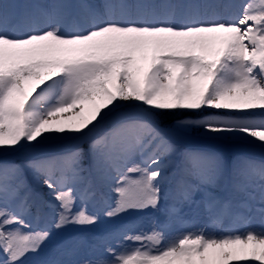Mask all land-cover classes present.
I'll return each mask as SVG.
<instances>
[{
  "label": "snow or ice",
  "instance_id": "1",
  "mask_svg": "<svg viewBox=\"0 0 264 264\" xmlns=\"http://www.w3.org/2000/svg\"><path fill=\"white\" fill-rule=\"evenodd\" d=\"M219 7L195 0H107L103 11L89 0L0 3V264H25L67 229L54 242L57 257L44 264H264V224L250 227L245 215L258 204L264 217V156L184 144L197 136L264 149V0H245L232 18L208 15ZM121 102L145 114L119 117L91 138ZM205 109L215 111L202 115ZM163 113L177 115L161 127ZM72 137H90L87 169L80 148L8 159ZM29 175L48 189V213L33 201ZM96 201L99 212L88 207ZM185 205H203L221 231L189 224L167 236ZM147 211L166 220L89 235L102 217ZM225 218L245 230L224 226Z\"/></svg>",
  "mask_w": 264,
  "mask_h": 264
},
{
  "label": "bare ground",
  "instance_id": "2",
  "mask_svg": "<svg viewBox=\"0 0 264 264\" xmlns=\"http://www.w3.org/2000/svg\"><path fill=\"white\" fill-rule=\"evenodd\" d=\"M25 2H27V3H34L35 2V3L44 4V5H50V4L56 3V2H68V3L76 4L79 2V0H0V3H4V4L25 3ZM89 2L97 5L100 8V10L103 11L102 6L104 3L107 2V0H89ZM129 2H136V0H129ZM195 2H201V3L212 2L215 4L221 5L222 7H219L217 9L208 10V15L211 16L213 14H218L219 16H221L223 18H232V17L238 16L240 14L241 9H242V5L245 3V0H195ZM249 2H254V3L259 5V0H249ZM74 21H75V13L73 11L71 14H69L68 16L65 17V24L67 27L70 28L73 25ZM134 105H138V104H130V103L121 102V104L118 106L116 111L112 115H109L106 119H108V118L117 119L119 117H125V116H141L134 111L135 110L133 108ZM129 107H131V108H129ZM214 111L215 110L205 109L201 114L209 115V114L213 113ZM119 112H120V114H119ZM172 114H173V118L175 119L177 114H175V113H172ZM219 114L224 115V113H219ZM233 115H235V113H233ZM93 132L90 134V137L92 136ZM90 137H85L82 141V145H80V146L75 140L80 139L82 137L50 139V140L43 142L38 147L22 149L20 152L9 156L8 159H10V160H23V159L37 158V157H43V156H57V155L64 154L66 152L73 151L76 148H80L83 150V155L85 157H87V160H88L86 162L87 165L84 166L87 169L88 163H89L88 146L90 143ZM202 140L210 141V140L204 139V138H202ZM215 141H222V140H215ZM227 144H228V146H233L234 148H236L239 152V155H248V156H251L255 159H260V158H262V156H264V149H261L258 145L253 146V145H249V144L244 143V142H238V143L227 142ZM65 145H67V146L71 145L73 147H69V149H65L64 148ZM195 145L196 146H188V145H186V146L191 147V148L204 149V150L223 151L226 153L224 148L216 149V148H208V147L203 146V145H197V144H195ZM50 148L51 149L56 148V150L50 151V152L41 151V149H50ZM171 171H172V169L170 168L169 172H171ZM84 175L88 176L89 173L86 171L84 173ZM29 188L31 190L32 199L35 202V204L41 208L42 213H48L49 209L45 206L47 201L49 200V196L47 194L48 189L46 187H38L32 181L30 175H29ZM196 199L199 200L200 196L197 195ZM80 204L81 203H78V206H80ZM88 207H89V210L100 211L101 208L103 207V204L100 203L99 201H96L93 203H89ZM257 207H259V205L254 204L252 209L245 213V215L247 217H250V223L248 226L254 227V228H259L262 224H264V217H261V215L255 210ZM184 208H187V209L190 208L191 212H195L198 215H196V217H194L195 218L194 219L193 218L194 215H189L190 213L188 214L187 212H185V216L186 217L188 216L186 218L187 222L186 221L182 222V220H181L182 217H180L178 219H173L171 222L168 223V228L166 231L167 236L172 237V236H175L177 233L190 230L189 223L192 226L193 225L199 226V228L206 227V229L209 233H219L221 231L220 226L211 225L209 223L208 214L204 211L203 205H200L199 207H197L196 205H191V206L185 205ZM32 212H33V214H35V212H36L35 207L32 209ZM159 215L161 217V221L164 222L166 220V217L160 212H159ZM34 223H35V221H34ZM195 223H196V225H195ZM150 224H151V220L146 218L144 221H142L141 227L149 228ZM223 224H224V226L236 224L239 227L240 231L245 230L244 227L241 226L242 222L234 221L232 218H225L223 221ZM184 225H186V226H184ZM131 226L134 227L133 230H137L136 228H138L136 222H134L133 225L131 224ZM112 240H116V242H118V237H114ZM116 244L117 243H115V245ZM57 255L58 254L55 253V255H53V257H51V259L57 257ZM61 258L69 259V257H61ZM25 264H39V263L34 259H29L25 262Z\"/></svg>",
  "mask_w": 264,
  "mask_h": 264
},
{
  "label": "rangeland",
  "instance_id": "3",
  "mask_svg": "<svg viewBox=\"0 0 264 264\" xmlns=\"http://www.w3.org/2000/svg\"><path fill=\"white\" fill-rule=\"evenodd\" d=\"M129 108H131V107H129ZM133 108L135 110H140V112L142 111L141 106L139 104L134 105ZM119 114H120V112H119ZM202 115H204V114H202ZM173 119L174 118H173L172 113H164V114H161V116L159 117V122L163 125V127H165ZM114 120H115L114 118L105 119L101 124H99L97 126L96 130L93 132L91 137L92 138H98L101 135H103L104 132L108 129V127H110V125L113 123ZM84 138L85 137H82L81 139L83 140ZM80 141L81 140H78V142H80ZM184 144L185 145H194V146H196L195 144H197V145H203L206 147L213 146L215 148H220V149L224 148L226 151V154L229 155L230 157H235L236 155H239V152L236 148H234L233 146H228L227 141L225 142L223 140L222 141H215V140L205 141V140H202V138H200V137L193 136V137L185 140ZM83 158H85V160L83 159V162L88 161L87 157L84 156ZM85 162H84V164H85L84 166L87 165V163H85ZM78 203H81V202L79 200H77L76 201L77 206H78ZM97 212H99V211H97ZM185 212H187L188 214L190 213L189 215H194L193 218L196 217V215H198L195 212H191L190 208L189 209L183 208V211L181 214L182 222L186 221V218L188 217V216L187 217L185 216ZM146 218L150 219L151 222L154 218L155 219L160 218V221H161V217L159 215V212H153V211L129 212V213L123 214L120 217L113 218V219H107V218L102 217L101 222L99 224H97L94 228L89 230V235L90 236H100L104 233H110V232L115 233V231L117 229H120L122 225H127L128 230L131 232H137V231H140L141 229L148 230V228H146V227H144V228L141 227L142 221H144ZM134 222L137 223V226H138V228H136L137 230H133L134 227L131 226V224L133 225ZM161 222H163V221H161ZM195 225H196V223H195ZM184 226H186V225H184ZM195 227L199 228V226H195ZM71 232H72V229H67L64 231V233L60 234L57 237H54L53 241L46 243L45 246L43 247V249L39 253H37V254L29 253L27 255V257L25 258V262L27 261V259H31L33 257L34 260H38L39 262L43 263V261H45V259H47L49 256H51V254L54 252V242L57 241L60 238V236L67 237L69 234H71ZM118 242H116V240L110 241V243H112L113 246H116L115 243H118Z\"/></svg>",
  "mask_w": 264,
  "mask_h": 264
}]
</instances>
